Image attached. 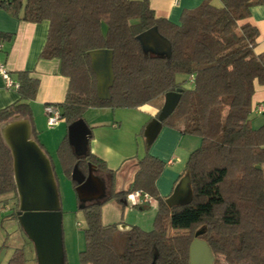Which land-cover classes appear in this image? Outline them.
<instances>
[{
  "label": "trees",
  "instance_id": "16d2710c",
  "mask_svg": "<svg viewBox=\"0 0 264 264\" xmlns=\"http://www.w3.org/2000/svg\"><path fill=\"white\" fill-rule=\"evenodd\" d=\"M258 1L222 0V6H216L204 0L184 10L177 24L157 16L150 0H0L10 14L25 21L49 20L41 57L58 58L60 72L70 79L65 100L54 104L67 126L90 107L138 108L183 88L162 126L201 138L186 165L191 200L170 206L157 187L166 163L149 152L151 143L130 186L116 191L115 172L105 160L89 149L78 154L66 134L57 155L67 175L72 177L77 163L88 174L92 163L109 176L107 199L80 207L87 222L81 264H190V246L199 230L214 264H264V125L254 128L250 117L256 84H264V52H255L260 32L248 21ZM152 27L171 42L170 56L143 49L138 35ZM12 38V33L0 31V42ZM99 48L114 50L110 99L98 96L88 53ZM179 75H194L193 87L184 86L187 79L180 82ZM18 82L23 101L0 109V198L14 193L19 215L13 158L1 127L17 117L34 122L28 101L36 98L40 81L19 71ZM137 190L157 201L155 225L151 231L131 226L120 250L113 244L118 224L105 225L102 208ZM8 264H26L24 248H16Z\"/></svg>",
  "mask_w": 264,
  "mask_h": 264
},
{
  "label": "crops",
  "instance_id": "0c3cea01",
  "mask_svg": "<svg viewBox=\"0 0 264 264\" xmlns=\"http://www.w3.org/2000/svg\"><path fill=\"white\" fill-rule=\"evenodd\" d=\"M203 1L150 0V4L157 16L165 17L179 24L184 10L195 8ZM212 3L216 6H222V0H212ZM248 21L257 26L260 32L255 52L263 53L264 0H259L251 7V16ZM49 26V20H43L38 23L25 21L13 16L0 5V31L13 34L11 41L0 42V64H5L15 81H18L19 71H28L31 76L39 79L40 85L36 98L28 101L32 107L34 117V122L31 121L32 128L34 127L35 131L33 138L36 141L38 139L37 142L42 144V148L51 158L54 165L53 157L55 156L59 161L57 155L58 147L68 133V126L65 120H62L56 127L49 128L46 106L47 104H59L65 100L70 79L60 72L61 62L58 58L48 59L41 57L42 49L47 40ZM19 101L23 100L18 90L8 87L0 74V109ZM262 102H264V84L257 83L252 99V109ZM161 108L155 102L134 108L139 113L136 115H139V119H141L140 122L138 121L137 127L141 126L140 132L143 134L142 139L145 143V148L149 144L151 136L156 132L154 121L157 119ZM129 114L134 117L133 112H128L126 115L121 114L120 116L111 107H90L86 110L83 117L91 128L86 147L92 153L105 160L107 166L115 172L116 191L126 190L130 186L141 159L139 142L137 141L136 143L135 137L134 141H132L130 134L133 131L130 133V128L126 127V122L130 119ZM250 117L254 128L264 125V111L257 113L252 110ZM125 127L129 132L125 130ZM186 135L178 128L162 126L150 145L152 155L167 164L163 175L157 179V187L165 199L174 194L175 188L187 176L186 173H181L182 169L175 167V163L181 160L178 154H182V149H184L183 152L186 150L185 143L188 142ZM96 174L107 184L108 175L99 172L98 169ZM12 194L11 196L4 194L0 198V264H8L16 248H24L26 264L31 262L39 264L36 246L21 227L18 212L15 209L16 206L12 202ZM120 201L124 204H130L127 197L122 198ZM152 203L157 204V201L154 200ZM107 205L109 204L106 203L102 208L103 223L105 225L119 224L118 222L112 223L108 221L109 210H106ZM80 225L82 224L80 223ZM129 228L127 225L123 226L125 232ZM122 235L125 236L124 233L117 229L113 236V244L116 248L117 245H120V250H122L124 245V241L120 243Z\"/></svg>",
  "mask_w": 264,
  "mask_h": 264
},
{
  "label": "water",
  "instance_id": "95a60500",
  "mask_svg": "<svg viewBox=\"0 0 264 264\" xmlns=\"http://www.w3.org/2000/svg\"><path fill=\"white\" fill-rule=\"evenodd\" d=\"M103 33L107 34L108 25L102 23ZM143 49L156 54H172L171 42L164 37L157 27H152L138 35ZM91 66L97 77V93L101 99H110V88L115 81L113 69L114 50L99 48L88 52ZM183 88L165 94L164 104L154 121L156 132L149 139L152 143L162 121L176 109ZM3 138L11 150L14 178L19 194L18 219L24 231L34 242L39 264H64L65 251L63 244V211L56 178L55 167L51 158L41 145L33 138L31 120L17 117L4 123L1 127ZM91 128L84 118L68 126V136L78 154L87 152L86 142ZM259 168L261 166L258 165ZM97 168L89 163L88 174H85L77 163L72 171V180L77 183L76 192L79 206L94 201H104L108 197V185L96 174ZM191 182L187 175L175 188L174 194L166 201L170 206L187 203L191 200ZM203 230L195 233L190 246V264H214L215 257L204 239L199 236ZM151 264H157L154 260Z\"/></svg>",
  "mask_w": 264,
  "mask_h": 264
},
{
  "label": "rangeland",
  "instance_id": "374dc122",
  "mask_svg": "<svg viewBox=\"0 0 264 264\" xmlns=\"http://www.w3.org/2000/svg\"><path fill=\"white\" fill-rule=\"evenodd\" d=\"M178 80L180 82L186 80L184 86L188 88H191L194 85L191 82L189 76L186 77L184 75H179ZM155 103L160 107H162L164 103V97L159 98L158 100L155 101ZM113 109L116 111V114L120 116L121 114L126 115L128 112H133L134 117L129 114L130 119L127 120L126 127L130 128L129 130L130 133L133 131L132 134H130L132 137V141H134V137H135L136 143L137 141L139 142L138 145H140V155H141L140 157L143 158L146 155L147 147L145 148V143L143 142L142 139L143 134L140 132L141 126L137 127L138 121L140 122L141 120L139 119V115H136L139 114L137 113L138 111H136L134 108L132 109L113 108ZM126 127L125 130L128 131ZM186 136L188 138L187 139L188 142L185 143L186 150L185 152H183L184 149H182L183 148L182 146L181 148L182 154H178L181 160L175 163V167H177L180 170L182 169L181 173H186V165L190 152L201 145V138L199 136L190 135V134H187ZM149 152L152 154L151 147L149 149ZM53 159L55 163L54 165H55L56 177H57L60 197L62 201L64 245L66 252L65 254L66 261L64 262V264H81L80 251L85 247L84 229L87 226L86 218L84 212L80 209L79 206L80 202L72 177L65 173V171L61 167L60 162L57 160L55 156L53 157ZM166 168H167V164L161 175H163ZM6 196H11V193L7 194ZM12 202L14 206H16L18 202V198L14 193L12 194ZM106 203L109 204L106 206V210H109L107 219L112 223L118 222L119 223L118 229L121 233L125 234V231L123 229V226L125 225L129 227L138 226L145 231H151L154 228L155 225L154 223L158 210L157 204L155 203L145 204V205L139 204L138 206L137 205L135 206L132 205L131 203L130 204L121 203L120 200H115V199H112ZM79 223H81L82 225L79 226ZM124 237L125 236L122 235L121 237L122 239L120 240V243H123ZM117 248L121 249V246L117 245ZM219 259L221 260L222 263H225L223 256H219ZM29 264H34V263L31 262ZM35 264L37 263L35 262Z\"/></svg>",
  "mask_w": 264,
  "mask_h": 264
},
{
  "label": "built area",
  "instance_id": "2783aa9c",
  "mask_svg": "<svg viewBox=\"0 0 264 264\" xmlns=\"http://www.w3.org/2000/svg\"><path fill=\"white\" fill-rule=\"evenodd\" d=\"M3 1L8 3L11 0H3ZM0 74L3 76L6 85L8 87L16 88V89L19 87V82L15 81L12 78L5 64H0ZM190 80L191 82L194 81V75L190 77ZM252 110L257 113H262L264 111V102L257 104ZM46 113H47V124L49 128L56 127L63 120L62 110L58 105L51 104L46 106ZM127 199L132 205L135 206L139 204H147V203L151 204L154 201V198L151 195H149L148 193H143L139 190L129 193Z\"/></svg>",
  "mask_w": 264,
  "mask_h": 264
}]
</instances>
